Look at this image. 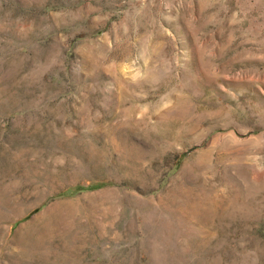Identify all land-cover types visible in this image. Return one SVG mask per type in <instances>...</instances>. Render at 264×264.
<instances>
[{"label":"rangeland","instance_id":"374dc122","mask_svg":"<svg viewBox=\"0 0 264 264\" xmlns=\"http://www.w3.org/2000/svg\"><path fill=\"white\" fill-rule=\"evenodd\" d=\"M0 264H264V0H0Z\"/></svg>","mask_w":264,"mask_h":264}]
</instances>
